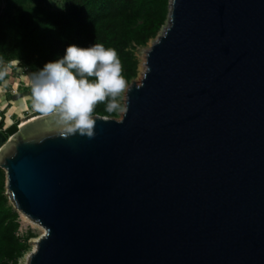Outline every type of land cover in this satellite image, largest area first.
<instances>
[{
    "label": "water",
    "instance_id": "95a60500",
    "mask_svg": "<svg viewBox=\"0 0 264 264\" xmlns=\"http://www.w3.org/2000/svg\"><path fill=\"white\" fill-rule=\"evenodd\" d=\"M171 5L94 139L0 131L5 194L44 228L27 264H264V0Z\"/></svg>",
    "mask_w": 264,
    "mask_h": 264
},
{
    "label": "trees",
    "instance_id": "16d2710c",
    "mask_svg": "<svg viewBox=\"0 0 264 264\" xmlns=\"http://www.w3.org/2000/svg\"><path fill=\"white\" fill-rule=\"evenodd\" d=\"M48 1L0 0L1 68L18 59L30 76L45 63L62 58L70 44L89 47L101 43L117 51L122 74L130 83L138 76L139 62L133 49L146 47L157 37L169 5V0H62L60 10H51L45 6ZM105 107L98 104L93 115L118 117ZM5 181L0 168V264H18L29 245L14 236L19 215L8 203Z\"/></svg>",
    "mask_w": 264,
    "mask_h": 264
},
{
    "label": "clouds",
    "instance_id": "9594fccd",
    "mask_svg": "<svg viewBox=\"0 0 264 264\" xmlns=\"http://www.w3.org/2000/svg\"><path fill=\"white\" fill-rule=\"evenodd\" d=\"M19 65L17 59L0 68V80L11 66L19 71ZM122 73L121 60L114 48L101 43L89 47L70 44L62 58L45 63L41 70L29 76L32 108L61 138L78 134L94 139L93 113L98 104H105L108 113L128 111L122 98L131 89ZM104 119L107 121L109 117Z\"/></svg>",
    "mask_w": 264,
    "mask_h": 264
},
{
    "label": "rangeland",
    "instance_id": "374dc122",
    "mask_svg": "<svg viewBox=\"0 0 264 264\" xmlns=\"http://www.w3.org/2000/svg\"><path fill=\"white\" fill-rule=\"evenodd\" d=\"M45 6L47 7V8H49V9H51V10H60L62 7H63V2H62V0H49L46 4H45ZM3 7V5H0V8H2ZM168 14H169V5H168ZM168 14H167V20H166V22H165V24H164V26L162 27V29L163 28H165L166 26H167V21H168ZM160 30V32L158 33V35H157V37H159L160 36V34H161V32L163 31V30ZM156 37V38H157ZM156 38L155 39H153V40H150L149 42H148V44H147V46L146 47H136L135 49H133V53L135 54V56H136V58H137V60H138V62H139V64H138V76H137V78L135 79V81H140V79H141V74H142V71H143V69H142V64H143V61H144V56H145V54H146V52L150 49V47L152 46V44L155 42V40H156ZM20 73L21 74H23V76H27V77H29V71H28V69H21V67H20ZM19 75V74H18ZM22 78H24L25 79V82H26V78L25 77H22ZM134 81V80H133ZM131 83V82H130ZM130 83H128V85H130ZM27 86V87H26ZM25 86V90H24V92H22L21 94H19V95H17V96H14V98H16V97H19V96H21V95H23V94H25L26 95V97H28L29 96V100L30 101H32L31 100V87H29L28 88V85H26ZM10 96V98L11 97H13V96H11V95H9ZM4 102L3 101H1L0 102V105L1 104H3ZM19 102L17 101L16 102V104L15 105H17V106H19V104H18ZM122 103H124V97L122 98ZM27 110H31L32 109V111L31 112H29V114L28 115H26V117L25 118H23V115H22V113H21V111H18V112H16V111H13L12 112V114H13V117H12V122L13 123H17V124H19L20 122V124H22V123H24L25 121H27V120H32L33 118H35V117H37V116H39L40 114L38 113V112H36V111H34L33 110V108H32V105L31 104H27ZM0 109H1V107H0ZM8 112H4V114L5 115H2V117H1V115H0V119L1 120H3L2 122H3V126L4 125H8L9 124V122L6 120V118H5V116H6V114H7ZM1 114V113H0ZM35 115V116H34ZM30 117V118H29ZM121 117V114H119L118 113V117L116 118V119H118V118H120ZM27 118H29V119H27ZM26 119V120H25ZM8 203H9V205L10 206H12V208H13V205L9 202V200H8ZM14 209V208H13ZM15 210V209H14ZM16 211V210H15ZM17 212V211H16ZM18 213V212H17ZM36 225H38V224H36ZM41 227V226H40ZM41 229H43L42 227H41ZM39 227H33V228H31V229H29L30 231V233L29 234H32V237H29V249L24 253V255L18 260V264H27V259H28V256L30 255V253L34 250V242L36 241V240H38L42 235H43V232H42V230H41ZM43 231H44V229H43Z\"/></svg>",
    "mask_w": 264,
    "mask_h": 264
},
{
    "label": "crops",
    "instance_id": "0c3cea01",
    "mask_svg": "<svg viewBox=\"0 0 264 264\" xmlns=\"http://www.w3.org/2000/svg\"><path fill=\"white\" fill-rule=\"evenodd\" d=\"M19 74V75H18ZM25 77L26 78V82L25 79L22 78ZM4 79L6 80V84L1 83L0 81V88L6 87V90H16V93L11 95L10 93H1L0 91V102L3 101L4 103L0 105L1 107V117L2 115H4V112H8V113H12L13 111H23L25 109H27V104H31L32 105V101L29 100V96L26 97V95H21L19 97L14 98V96H17L19 94H21L22 92H24V90L26 89L25 86L28 85V88L30 87V83H29V77L27 76H23V74L20 73L19 71H14L13 74H11V72L9 71L8 74L4 77ZM12 82V84H11ZM9 84V85H8ZM27 87V86H26ZM25 88V89H24ZM24 89V90H23ZM13 96L10 98V96ZM19 102V106L15 105L16 102ZM30 101V102H29ZM1 122V119H0Z\"/></svg>",
    "mask_w": 264,
    "mask_h": 264
},
{
    "label": "built area",
    "instance_id": "2783aa9c",
    "mask_svg": "<svg viewBox=\"0 0 264 264\" xmlns=\"http://www.w3.org/2000/svg\"><path fill=\"white\" fill-rule=\"evenodd\" d=\"M10 62H12V61H10ZM10 62H8L7 64H5V66H9L10 65ZM2 67V64L0 63V68ZM21 67V69L23 68V69H27L26 67H24V66H22L21 65V63H20V65H19V68ZM18 71L17 70V67L16 66H11L10 67V72H11V74H13V72L14 71ZM21 72V71H20ZM3 89V91H1V93H10L11 95H13V94H15L16 93V90H6V87H3L2 88ZM31 112L32 111V109L31 110H27V109H25V110H23L21 113H22V115H23V118H25L26 117V115H28L29 114V112ZM0 112H2L1 110H0ZM5 115V114H4ZM25 116V117H24ZM35 116V115H34ZM12 117H13V114L12 113H7L6 114V116H5V118H6V120H8L9 121V124L8 125H4V126H2V127H0V131L1 132H4L5 130H6V128H7V126H9L10 124H15V125H19V124H17L16 122L15 123H13L12 122ZM30 118V117H29ZM29 118H27V119H29ZM26 120V119H25ZM18 219H17V223H18V227H17V229H16V231L14 232V236L16 237V239L20 242V243H27V244H29V238H28V235H29V229H31V228H33V227H39L38 225H36V223L35 222H33L30 218H28L27 216H25V215H23V214H21V213H18ZM34 223L36 226H33V224L32 223Z\"/></svg>",
    "mask_w": 264,
    "mask_h": 264
},
{
    "label": "bare ground",
    "instance_id": "6f19581e",
    "mask_svg": "<svg viewBox=\"0 0 264 264\" xmlns=\"http://www.w3.org/2000/svg\"><path fill=\"white\" fill-rule=\"evenodd\" d=\"M172 0H170V4H169V13L172 11ZM170 24H169V20L167 21V26L163 29V31L161 32V34H160V36L155 40V42L152 44V46L150 47V49L146 52V54H145V56H144V61H143V64H142V69H143V71H142V74H141V78H142V76H143V73L146 71V69H147V55H148V53H149V51L153 48V46H155L156 44H157V42H158V40H159V38L163 35V33L165 32V29L169 26ZM141 80V79H140ZM140 82V81H139ZM137 84H139V83H137ZM8 121V120H7ZM9 122V121H8ZM26 122V121H25ZM24 122V123H25ZM24 123H22V124H24ZM32 223V222H31ZM33 224V226H36L34 223H32ZM39 226V228L41 229V225H38ZM41 226V227H40ZM43 228V227H42ZM44 229V228H43ZM43 229H41L42 230V232H43V234H44V231H43ZM37 241L38 240H36L35 242H34V250H35V248H36V245H37ZM29 257V256H28Z\"/></svg>",
    "mask_w": 264,
    "mask_h": 264
}]
</instances>
